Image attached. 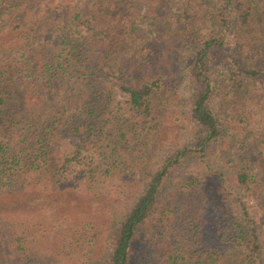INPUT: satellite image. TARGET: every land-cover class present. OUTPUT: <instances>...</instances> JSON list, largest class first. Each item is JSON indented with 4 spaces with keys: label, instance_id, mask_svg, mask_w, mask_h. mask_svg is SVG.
Masks as SVG:
<instances>
[{
    "label": "trees",
    "instance_id": "16d2710c",
    "mask_svg": "<svg viewBox=\"0 0 264 264\" xmlns=\"http://www.w3.org/2000/svg\"><path fill=\"white\" fill-rule=\"evenodd\" d=\"M76 3L0 0V193L41 182L53 186L67 167L80 171L77 179L92 183L100 173H111L110 167L113 171L131 159L129 143L150 145L156 137L162 114L160 92L168 79L165 70L173 61L174 44L170 42H176L177 36L167 44L160 43L163 32L153 21L151 29L155 27L158 42L136 38V34L140 37L148 32L133 24L132 9L122 7L128 1L91 0L82 8ZM205 6L203 10L191 0L184 12L187 29L201 24L196 20L198 11L212 25L202 35L188 69L192 88L189 117L198 131L191 142L175 144L163 157L111 232L107 257L98 264H129L132 244L145 227L154 245L147 264H228L236 257L234 247L229 255L222 249L236 243V228H226L224 239L217 242L205 235L206 220L184 197L185 186L192 185L189 178L164 200L161 196L168 179L186 161L203 158L223 135V124L209 104L217 79L211 75L210 62L216 50L225 48L231 32L240 46L254 53L256 64L249 69L240 67L243 76L229 79L225 102L233 114L254 119V183L264 193V118L256 120L264 116V91H252L247 85L248 80L260 78L264 65V0H216L213 7L205 10ZM105 69L113 73L111 79ZM114 88L125 95L124 100L115 98ZM146 122L154 124L146 128ZM249 123L245 121L247 127ZM64 139L72 146L60 162ZM234 151L229 159L235 169L233 181L246 185L253 178L248 168L251 149L244 146L241 154L239 148ZM138 159L132 157L131 161L137 165ZM219 174L223 179L224 174ZM0 202V213L10 208L3 199ZM4 228L0 230V254L4 255H0V264L4 257H14L25 249L18 243L22 235L17 230ZM7 234L11 237L3 242ZM254 246L258 264H264L258 256L259 245L255 242Z\"/></svg>",
    "mask_w": 264,
    "mask_h": 264
},
{
    "label": "rangeland",
    "instance_id": "374dc122",
    "mask_svg": "<svg viewBox=\"0 0 264 264\" xmlns=\"http://www.w3.org/2000/svg\"><path fill=\"white\" fill-rule=\"evenodd\" d=\"M76 1L79 8H82L91 0ZM123 1H128L129 4L122 7L133 11V24L147 29L148 35L145 36L144 33L139 37L136 34V38L143 37L158 42L154 34L155 27L151 29L153 21L158 30L163 32V35H160V43L167 44L174 35L177 36L176 42H170L175 46L171 51L173 61L168 70H165L168 79L160 92L162 107L159 108L162 114L158 118L157 127L155 126L156 137L150 145H141L137 141L128 144L131 159L139 158L137 165L129 159L126 164L113 171L110 167L111 173H100L92 183L77 179L80 171L67 167L60 172V182L53 186L41 182L21 191H5L8 195L0 193L4 195L0 199L5 201L6 207H10L0 213V230L5 231L4 226L16 229L18 235H22L18 243L25 247L23 252L14 257H4L6 260H2L1 264H98L107 257L111 232L129 211L163 157L172 152L175 144L191 142L198 131V127L189 117L192 88L188 82V69L202 35L212 28L209 17L206 14L204 17L200 16L201 11H198L196 20H201V24L198 28L188 26L187 29L185 4L191 0ZM193 1L201 4L203 10L204 5L206 10L216 2ZM164 33L168 35L164 36ZM226 42L225 48L213 53L210 62L211 75L217 79H214L215 92L209 104L223 124V135L210 146L203 158L196 156L186 161L183 167L168 179L161 196L164 200L176 188L187 184L189 178L192 185L185 186L187 194L184 197L191 208L196 213L201 212L206 220L205 235L217 242L224 239L226 228H236L239 232L235 244L224 248L221 245L225 253L232 247L236 250V257L230 259L228 264H258L260 259L255 255L254 243L259 245L258 256L261 255L264 260V193L254 183V119H246L243 114H233L225 102V86L229 79H239L243 76L239 68L249 69L256 61L253 52L237 43L233 32L229 33ZM152 56L158 57L153 54ZM105 70L111 79L113 73ZM261 70L259 79L247 81L248 88L252 91H264V65ZM109 86L112 85L109 83ZM114 91L117 100H124V94L115 88ZM259 118L262 122L264 116L260 115L256 120ZM247 120L250 121L249 127L245 125ZM151 124L146 122L144 126L148 128ZM162 126H166L167 130L162 129ZM255 143V146H258L260 142L256 140ZM71 146L66 139L61 141L58 153L60 162L70 152ZM244 146L251 149L252 163L248 168L253 178L246 185H240L233 181L232 173L235 169L229 159L238 148L241 154ZM64 153L65 155H62ZM202 160H205V163H202ZM219 173L224 174L223 179ZM190 176L195 180H191ZM10 212H15L16 215L10 216ZM8 214V218L4 217ZM148 230L149 228L145 227L137 234L132 244L129 264H147L153 257L150 250L154 249V245L149 242ZM9 237L11 235L7 234L3 242Z\"/></svg>",
    "mask_w": 264,
    "mask_h": 264
}]
</instances>
